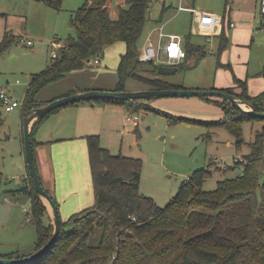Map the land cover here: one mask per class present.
<instances>
[{
	"label": "trees",
	"instance_id": "obj_1",
	"mask_svg": "<svg viewBox=\"0 0 264 264\" xmlns=\"http://www.w3.org/2000/svg\"><path fill=\"white\" fill-rule=\"evenodd\" d=\"M44 1L57 9L63 2ZM109 1L85 0L72 12L71 23L77 36H70L66 41L68 47L59 49L58 57H52L44 69L31 74L23 103L25 110L40 103L39 93L50 83L84 68L116 41L126 43L118 65L116 89H126L127 79L137 76L148 88L185 87L162 78L154 61L140 59L139 40L149 20L148 11L153 0H125L126 5L121 6L116 18L110 13ZM228 21L231 25L232 21ZM19 40V36L7 30L0 42V55ZM227 44L228 36L222 30L221 49ZM186 48L185 59L176 66L178 71L185 67L191 55H196L198 62L207 52L204 46L191 42L190 38ZM138 66L151 75L137 74ZM217 89L235 93L264 112V90L251 94L245 80L236 77L235 86ZM72 92L75 91L67 94ZM97 100L123 103L132 113L144 108L140 102L143 99ZM220 104L225 114L222 122L236 134L239 146L245 140L242 122L254 118L264 121V118L240 111L229 101L223 100ZM2 110L0 105V126L4 122ZM167 116L173 121L182 119ZM43 117L33 126V146L35 130ZM85 137L94 204L73 212L66 219L61 217V232L50 247L33 260L16 264H264V180L261 171L264 130L255 133L250 142L251 151L237 161L244 164L241 175L220 179L215 189L207 190L202 185L210 171L197 170L166 206L158 205L153 197L140 191V158L112 153L101 144L99 134ZM28 176L29 184L20 189L32 200L31 220L37 226L34 244L37 250L49 240L54 226L30 172ZM98 228L102 229L100 242L91 243ZM12 254L16 253H0V256H15Z\"/></svg>",
	"mask_w": 264,
	"mask_h": 264
},
{
	"label": "rangeland",
	"instance_id": "obj_2",
	"mask_svg": "<svg viewBox=\"0 0 264 264\" xmlns=\"http://www.w3.org/2000/svg\"><path fill=\"white\" fill-rule=\"evenodd\" d=\"M228 1L153 0L148 11L149 20L139 40V51L143 49L148 31L164 24V31L177 33L184 40L190 38L191 42L198 41L206 46L207 52L197 65H194L197 56L191 55L184 68L174 74H159L162 78L173 80L187 88L200 90L213 89V86L224 88L236 84V77L239 75L233 67L234 61H244L241 64L245 65L246 72L248 64H252L256 69L258 66L254 64L264 58V38H260V42L250 39L245 43L231 45L227 52L229 55V63H227L224 61L226 53L222 54V52L228 48L229 42L224 49H221L220 36L214 35L211 41L208 40L199 33V27L193 20V13L188 9L177 7L180 4L194 3L196 9L220 14L224 19ZM84 2L85 0H63L62 7L57 9L44 0H0V42L6 30L20 37L18 42L0 55V81L12 86V93L16 97L20 99L24 97L30 74L44 69L50 62L51 42L57 38L63 42L67 41L70 36H77L76 29L71 23V10L79 8ZM108 5L111 15L116 18L121 6H125L126 2L125 0H110ZM248 13L252 14L251 21L256 20L255 24L260 25L262 15L257 7ZM232 17L236 16L232 15ZM236 25L235 28L240 26L238 20ZM24 39H32L34 43L24 45ZM229 41H231L230 37ZM125 49L124 41H116L108 45L104 54L100 56L101 61L98 64H95L93 59L84 68L78 70L79 72L84 71L85 76L81 77L84 79L104 78L109 80L111 85L117 86L118 65ZM240 66L237 65V68L240 69ZM135 70L139 75H151L142 66L136 67ZM138 77L127 79L125 88L132 90L139 85H144ZM246 77L247 74L244 78ZM262 77L264 78V75ZM250 78L258 79V76ZM61 80L49 85L61 82ZM219 81L226 86H216ZM185 83H189L190 86H186ZM49 85L39 93L38 97L43 98L51 92ZM97 85L95 84V87H101ZM260 91L261 89L257 93ZM51 97L53 96L49 98ZM140 102L144 108L134 113L140 114L139 124L134 125L125 121V126L122 123V127L118 130L104 129L102 144L108 146L114 154L121 153L142 160L140 191L153 197L160 206H166L173 200L184 181L197 170L210 171L202 185L207 190L215 189L220 179L241 175L244 164H239L237 161L243 159L251 151L250 142L254 140L255 133L264 130L263 120L258 118L244 120L241 130L245 140L239 146L236 134L222 122L225 114L220 104L223 100L219 96H163L150 101L143 99ZM87 110L89 113L96 114L102 112L101 105L87 107ZM129 113L132 111L126 108V114ZM167 115H175L182 119L173 121ZM2 116L4 122L0 126V153H5L6 157H0V168L5 162L13 171L19 172L18 160L25 158L21 107L11 112L2 110ZM69 142H74V140L71 139ZM261 171L264 180V162ZM89 176H92V173ZM0 183L2 201L9 199L20 202L31 213V201L28 195L22 193V197L14 198L9 191L5 192V185L1 180ZM21 204L18 205L21 207ZM23 212L27 216L28 212ZM26 216L24 219L26 225L24 223L25 227L21 229L20 236L3 239L0 243V253L6 255L16 253L24 256L35 251L37 226ZM68 216L61 212L62 219ZM52 225L54 226L53 220ZM101 235L102 229L98 228L91 238V243L98 244ZM16 254L12 255L16 256Z\"/></svg>",
	"mask_w": 264,
	"mask_h": 264
},
{
	"label": "crops",
	"instance_id": "obj_3",
	"mask_svg": "<svg viewBox=\"0 0 264 264\" xmlns=\"http://www.w3.org/2000/svg\"><path fill=\"white\" fill-rule=\"evenodd\" d=\"M259 4L260 0H229L227 3L228 7H226L225 9L224 19H222L220 14L208 12L217 19L215 24L213 26H210V24H206L203 27L198 26L199 33L205 36L210 41L212 40V36L218 35L221 37L222 30L225 31L226 36H228L229 42L228 48L222 52V54L226 53L224 55L225 62L227 61V63H229V55L227 54V52L229 51L231 45L235 46L236 44L245 43L250 41V39L254 42H260V38H264V15L259 11ZM184 6L192 7L197 11H201L195 8L194 3ZM177 7L179 9V6ZM256 7L258 12L262 15L260 25H256L257 23L255 24L256 20L251 21L252 14L248 13L253 11V9H255ZM73 11L74 10H71V14ZM191 12L193 13L194 20L195 14L193 11ZM232 15H235L236 17H232ZM227 18H229V20L231 21L234 20L236 22L238 20L240 26L235 28L237 26L236 22L234 25H229V21L227 20ZM156 28L148 31L144 46L146 45L148 38L152 37L154 40H158V33L156 31ZM204 28H206V30H204ZM14 34L17 35L16 33ZM229 37L231 38V41H229ZM29 40H31L32 43H29ZM186 42L187 40H184L185 46ZM33 43L34 41L32 39H24L23 42L24 45H31ZM194 43L201 44L198 41ZM204 48H206V46H204ZM142 50L140 51V54ZM200 60L201 58L199 59V61ZM199 61L195 62L194 65H197ZM242 62L244 63V61ZM242 62H240L239 60H235L233 63V67L236 68L238 72V78L247 82L249 91H252L250 92L251 94L260 93L264 90V78L262 77L264 75V58L258 60V62L254 64L258 66L256 69L253 68L252 64H248L246 68L247 72L244 69L245 65L241 64ZM237 65H241L240 69L237 68ZM83 72H79L78 70L70 72L65 75L64 79H62L61 82L49 85V87H51V92L48 95H45V97L40 98V103L48 102L73 90L77 92L93 88L116 89V85H111L109 80L104 78H82L81 76H85ZM245 74H247L246 78H244ZM257 76L258 79L250 78ZM169 81L176 83L173 80ZM95 84H98L97 86L101 87H95ZM5 85L9 87V90L14 98L24 103L26 91L23 95L24 97L20 99L12 93V86L8 84ZM185 85L190 86L189 83H185ZM235 85L236 84L230 86ZM216 86L226 85L219 81ZM139 88L147 87L145 85H139L135 89ZM239 89L240 88L237 87L238 91ZM260 89L261 91L257 93V91ZM51 95L53 97L49 98ZM96 105H101L102 112L97 114L89 113L87 107ZM20 107L23 115L22 123L24 125V116L27 109L25 110L24 104L20 105ZM126 108L127 107L123 103L108 100H95L93 102L86 100L60 107L41 119V122L38 124L34 133L35 161L40 177L42 179V183L56 199L60 209V213L62 212V214L70 215L73 212L79 211L94 204L95 192L92 176H89L91 175V169L88 156L87 139L85 135L93 133L99 134L102 144L104 129L107 128L109 130H118L122 127V123H124L125 126V121L129 122L126 119ZM132 124L138 125L135 123ZM71 139H73L74 142H69V140ZM22 142L24 147V133L22 136ZM103 146L109 148L106 145ZM3 156L6 157V154L0 153V157ZM18 166L19 172L13 171L10 166L6 165L5 162L4 166L0 168L1 182H3L5 185L4 190L5 192L9 191V193L13 194L14 198L21 196L22 193L28 195L26 191L20 189L22 185L29 184V169L27 166L26 157L24 158V160L22 158L21 160H18ZM1 196L2 193L0 192V243H2L3 239L16 238L20 236L21 229H23L26 225V221L24 220L26 215H24L23 211L28 212L26 218H29L31 220V213L29 212V209H27L17 201H11L8 199V201L4 202L2 201L3 198ZM28 197L30 198L29 195ZM30 201L32 210L31 198ZM18 204H21V207ZM47 210L49 217L51 218V220H53L52 211L50 208H48V206ZM14 233L16 234L14 235Z\"/></svg>",
	"mask_w": 264,
	"mask_h": 264
},
{
	"label": "water",
	"instance_id": "obj_4",
	"mask_svg": "<svg viewBox=\"0 0 264 264\" xmlns=\"http://www.w3.org/2000/svg\"><path fill=\"white\" fill-rule=\"evenodd\" d=\"M178 71L176 66L166 64H159L157 72L160 75L174 74ZM185 96V95H199V96H219L220 99L229 101L232 105L240 111L259 118H264V112L256 109L254 104L241 98L235 93L228 92L222 89H191V88H139V89H100L93 88L88 90H81L69 94L59 96L48 102L39 103L26 110L24 116V147L25 157L29 172L33 178L34 186L42 201L52 211L54 230L49 240L39 249L33 253L24 256L1 257L0 264H16L31 261L39 257L50 245L56 240L61 232V213L57 201L53 195L45 188L40 177L38 167L35 161L34 146L32 139L33 126L38 119L49 114L50 112L63 107L65 105L73 104L79 101H94L97 99H118V100H135L146 99L148 101L155 100L163 96Z\"/></svg>",
	"mask_w": 264,
	"mask_h": 264
},
{
	"label": "built area",
	"instance_id": "obj_5",
	"mask_svg": "<svg viewBox=\"0 0 264 264\" xmlns=\"http://www.w3.org/2000/svg\"><path fill=\"white\" fill-rule=\"evenodd\" d=\"M179 9H189L193 11L195 14V24H197L199 27H203L206 24L213 26L217 21V19L208 12L197 11L192 7H186L182 4L179 5ZM259 11L264 15V0H260ZM234 24L235 22L232 21L231 25ZM204 30H206V28H204ZM156 31L158 33V40L156 41L152 37L148 38L147 43L140 54V59L152 60L158 65L166 64L170 66H177L185 59L187 55V48L184 44V38L177 33H168L164 31V25L157 27ZM28 42L32 43L31 40ZM51 45L53 58L58 57L59 49L68 47L67 42H61L59 39L53 40ZM100 61V56H97L94 59L95 63H99ZM22 104L23 102L13 97L8 86L0 82V105L4 111L11 112ZM126 119L130 123L139 124L140 114L129 113L126 116Z\"/></svg>",
	"mask_w": 264,
	"mask_h": 264
}]
</instances>
